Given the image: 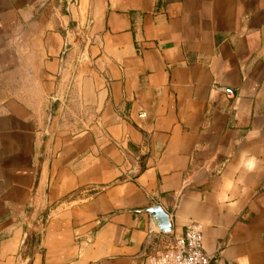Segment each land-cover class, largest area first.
<instances>
[{
    "label": "crops",
    "instance_id": "crops-1",
    "mask_svg": "<svg viewBox=\"0 0 264 264\" xmlns=\"http://www.w3.org/2000/svg\"><path fill=\"white\" fill-rule=\"evenodd\" d=\"M191 222L264 264V0H0V264H151Z\"/></svg>",
    "mask_w": 264,
    "mask_h": 264
},
{
    "label": "built area",
    "instance_id": "built-area-1",
    "mask_svg": "<svg viewBox=\"0 0 264 264\" xmlns=\"http://www.w3.org/2000/svg\"><path fill=\"white\" fill-rule=\"evenodd\" d=\"M148 259L151 264H211L212 261L204 250L203 228L196 222L188 224L184 238L163 239Z\"/></svg>",
    "mask_w": 264,
    "mask_h": 264
},
{
    "label": "clouds",
    "instance_id": "clouds-1",
    "mask_svg": "<svg viewBox=\"0 0 264 264\" xmlns=\"http://www.w3.org/2000/svg\"><path fill=\"white\" fill-rule=\"evenodd\" d=\"M253 132L255 136L260 135V129H254ZM249 136H253V133H249ZM258 163L259 161L256 156L250 155L246 151H242L236 170L240 171L241 169H244L250 173V172H253L257 168ZM240 182L242 183V180ZM235 183L236 181H234L231 178H224L222 192H221L222 200L227 198L226 193L233 189V187L235 186Z\"/></svg>",
    "mask_w": 264,
    "mask_h": 264
},
{
    "label": "water",
    "instance_id": "water-1",
    "mask_svg": "<svg viewBox=\"0 0 264 264\" xmlns=\"http://www.w3.org/2000/svg\"><path fill=\"white\" fill-rule=\"evenodd\" d=\"M54 104L52 105V110L49 114V121H48V127H50L53 114H54ZM152 218V221L155 224V227L157 230L163 234H170L172 232V225L169 221V215L164 212V210L160 206H155L153 208H150L147 210Z\"/></svg>",
    "mask_w": 264,
    "mask_h": 264
},
{
    "label": "trees",
    "instance_id": "trees-1",
    "mask_svg": "<svg viewBox=\"0 0 264 264\" xmlns=\"http://www.w3.org/2000/svg\"><path fill=\"white\" fill-rule=\"evenodd\" d=\"M36 239H37V233L34 230H28L27 236L23 243V248L32 247L35 244Z\"/></svg>",
    "mask_w": 264,
    "mask_h": 264
},
{
    "label": "rangeland",
    "instance_id": "rangeland-1",
    "mask_svg": "<svg viewBox=\"0 0 264 264\" xmlns=\"http://www.w3.org/2000/svg\"><path fill=\"white\" fill-rule=\"evenodd\" d=\"M52 110V107H51V109H50V111ZM54 110H55V106H54Z\"/></svg>",
    "mask_w": 264,
    "mask_h": 264
}]
</instances>
